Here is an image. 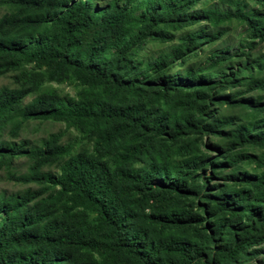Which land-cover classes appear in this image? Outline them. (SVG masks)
<instances>
[{"label": "trees", "instance_id": "obj_1", "mask_svg": "<svg viewBox=\"0 0 264 264\" xmlns=\"http://www.w3.org/2000/svg\"><path fill=\"white\" fill-rule=\"evenodd\" d=\"M252 1L0 0V76L14 84L0 87V168L37 186L0 193V264H256L264 0ZM232 21L235 48L206 52ZM148 39L175 42L143 58ZM29 120L63 122L78 148L62 132L5 138Z\"/></svg>", "mask_w": 264, "mask_h": 264}, {"label": "rangeland", "instance_id": "obj_2", "mask_svg": "<svg viewBox=\"0 0 264 264\" xmlns=\"http://www.w3.org/2000/svg\"><path fill=\"white\" fill-rule=\"evenodd\" d=\"M248 2L251 5L254 4L252 0H248ZM208 3H211V1H208ZM198 7L199 5H197V8ZM5 12H6L5 8H0V16ZM200 24L208 27V25H206V23L204 22H201ZM221 27L224 30V34L220 38L212 41L211 43L205 44L204 48L206 52L209 49L230 51L233 48H235L241 36L242 26L232 21L230 23L223 24ZM192 28L195 29L196 27L195 26L188 27L185 30H190ZM205 30H211V29L205 28ZM174 42H175V39L169 42L167 41L159 42V41L148 39L144 43L141 44L138 54L139 56L143 58L149 57L151 55H155L161 50L168 49L170 45H172ZM258 51L264 53V44H261L258 46ZM199 56L201 58L203 56V53L202 54L200 53ZM187 62L195 63V56H190L187 59ZM12 74L13 73H7L3 76H0V87L4 85H7V86L14 85ZM52 85L57 86L59 90H61L62 92H67L69 94L74 93L75 88L73 84H69V83L54 84L53 83ZM29 99L30 97H27L25 101H28ZM56 132H62L61 142L71 143L73 146V149L75 150L78 148V143H79L78 132L71 127H66L63 122H59V121L29 120L25 123L23 128L19 130L18 136L16 138H11L8 134L5 135V138L9 140H13L15 142L24 140V141H28L30 144H37L42 138H45L48 134L56 133ZM26 167H27V161L25 158L18 157L13 160L12 170L16 174L24 173L26 171ZM43 170H50L52 172L56 171L54 166H51L50 168H44ZM27 188L36 189L37 186L35 184L20 183L10 178H6L5 170L3 168H0V193H4V194L20 193V192H23ZM261 256H264V245H263L262 254L260 255V257H258V259L255 260L256 264H262L260 263V259L262 258Z\"/></svg>", "mask_w": 264, "mask_h": 264}]
</instances>
